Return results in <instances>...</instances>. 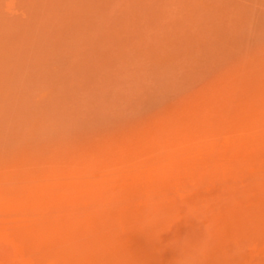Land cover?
Listing matches in <instances>:
<instances>
[{
  "label": "rangeland",
  "instance_id": "374dc122",
  "mask_svg": "<svg viewBox=\"0 0 264 264\" xmlns=\"http://www.w3.org/2000/svg\"><path fill=\"white\" fill-rule=\"evenodd\" d=\"M0 264H264V0H0Z\"/></svg>",
  "mask_w": 264,
  "mask_h": 264
}]
</instances>
